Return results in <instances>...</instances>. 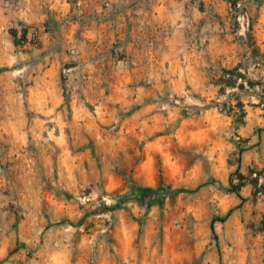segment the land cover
Here are the masks:
<instances>
[{"label": "rangeland", "instance_id": "374dc122", "mask_svg": "<svg viewBox=\"0 0 264 264\" xmlns=\"http://www.w3.org/2000/svg\"><path fill=\"white\" fill-rule=\"evenodd\" d=\"M5 1L0 264H264V167L243 162L264 130V0H185L175 43L168 0H54L32 9L42 51L14 46L22 0ZM47 60L50 115L26 101Z\"/></svg>", "mask_w": 264, "mask_h": 264}, {"label": "crops", "instance_id": "0c3cea01", "mask_svg": "<svg viewBox=\"0 0 264 264\" xmlns=\"http://www.w3.org/2000/svg\"><path fill=\"white\" fill-rule=\"evenodd\" d=\"M185 0H168L166 3H169V9L170 11L174 13H178L177 19H171V22L168 20L164 26H168L170 24V31L168 32V36L166 39H168V42H178L182 38V33L180 30V26H182V23L180 21L181 19V9L185 7L184 4ZM6 2V3H5ZM45 2V3H44ZM2 4H9L7 1L2 0L0 1ZM43 4H48V7L50 9H54V0H22V5H20L19 10L15 13L17 18L24 23H21L18 29H15V39L17 41V44H14L15 47H18L19 45H22V48H28V49H35V50H44L47 47V44L52 42L53 37L48 36L47 33L40 32V30H43V25L41 26L40 23L46 18V15L40 14L37 12H33V8L35 7H41ZM161 4V5H160ZM162 6V3L160 1H157L154 6ZM230 2L227 0H223L222 3H220V0H217L216 7L222 8L223 10L228 8L226 6H229ZM203 11L201 8H195L193 6V13H200ZM6 19H0V31L2 30V26L5 25ZM24 29V30H23ZM29 29H34L37 33V41H39L38 46H34V43H23L21 44L19 42V36L21 33H24V31H28ZM209 40L211 38L209 37ZM212 46V43L208 45V50ZM216 49V48H215ZM216 52V51H214ZM208 56V55H207ZM209 57L211 58H219L220 54H214L209 53ZM47 59L48 57H44V59ZM39 69L36 71V76H34L33 84H30L26 87L27 90V96L26 101L32 105L41 107L42 110L50 109V113L54 112V105L60 103V99L57 95V85L55 81V75L57 74V70L54 66V61L52 60L50 63L47 60L44 64L39 65ZM12 74V73H10ZM10 84L12 87H14L13 93L9 96V102L12 105L20 106L22 105V99L21 94L16 92V83L11 79ZM54 84L56 85L54 87ZM54 92L56 95L54 96ZM261 120V119H260ZM261 122V121H260ZM249 126V125H247ZM247 137L249 138L248 143L250 144V147L243 153V162L247 165H256L257 167H264V130L261 131L260 137H256L255 135H252V132L247 134ZM208 255L209 258L212 257L214 251L211 249V245L208 246Z\"/></svg>", "mask_w": 264, "mask_h": 264}, {"label": "trees", "instance_id": "16d2710c", "mask_svg": "<svg viewBox=\"0 0 264 264\" xmlns=\"http://www.w3.org/2000/svg\"><path fill=\"white\" fill-rule=\"evenodd\" d=\"M227 1L230 2L231 4L234 3L231 0H227ZM239 176H240V178H242V175H239ZM230 184H233L232 181H230ZM238 186H239V184L237 186L233 185L232 188H231V191L235 192L236 195L242 200L243 198L241 197V195H240V193L238 191ZM166 189H167V191L165 192L166 195L171 196V197L177 195L180 192L185 191L184 189H171L170 186H166ZM146 190H148L149 192H153L156 195V193L161 192V190H163V187L160 186V187H157L155 189L147 188ZM155 195H153V196H155ZM231 210L232 209H229L228 212L226 213V215L224 217H220L218 219L221 220V221L224 220L225 217H227L229 215V213L231 212ZM214 221H215V219L213 218L211 220V222H210V229H211L212 232H214V226H213Z\"/></svg>", "mask_w": 264, "mask_h": 264}, {"label": "built area", "instance_id": "2783aa9c", "mask_svg": "<svg viewBox=\"0 0 264 264\" xmlns=\"http://www.w3.org/2000/svg\"><path fill=\"white\" fill-rule=\"evenodd\" d=\"M36 40H37V33L34 29H29L28 31H24V33H21L19 36V42L21 44H23L25 42L35 43Z\"/></svg>", "mask_w": 264, "mask_h": 264}]
</instances>
